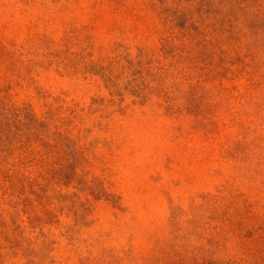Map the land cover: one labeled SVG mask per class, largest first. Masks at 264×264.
I'll list each match as a JSON object with an SVG mask.
<instances>
[{
    "label": "rangeland",
    "instance_id": "374dc122",
    "mask_svg": "<svg viewBox=\"0 0 264 264\" xmlns=\"http://www.w3.org/2000/svg\"><path fill=\"white\" fill-rule=\"evenodd\" d=\"M0 264H264V0H0Z\"/></svg>",
    "mask_w": 264,
    "mask_h": 264
},
{
    "label": "trees",
    "instance_id": "16d2710c",
    "mask_svg": "<svg viewBox=\"0 0 264 264\" xmlns=\"http://www.w3.org/2000/svg\"><path fill=\"white\" fill-rule=\"evenodd\" d=\"M1 108H2V106L0 105V109H1ZM1 152H5V150H1V149H0V154H1Z\"/></svg>",
    "mask_w": 264,
    "mask_h": 264
}]
</instances>
